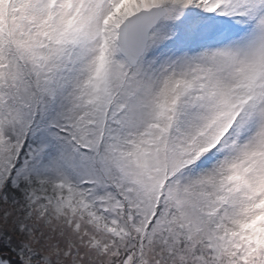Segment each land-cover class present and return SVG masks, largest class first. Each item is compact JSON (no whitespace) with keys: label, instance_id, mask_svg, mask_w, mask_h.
I'll return each mask as SVG.
<instances>
[{"label":"snow or ice","instance_id":"6c2138e0","mask_svg":"<svg viewBox=\"0 0 264 264\" xmlns=\"http://www.w3.org/2000/svg\"><path fill=\"white\" fill-rule=\"evenodd\" d=\"M0 264H264V0H0Z\"/></svg>","mask_w":264,"mask_h":264}]
</instances>
